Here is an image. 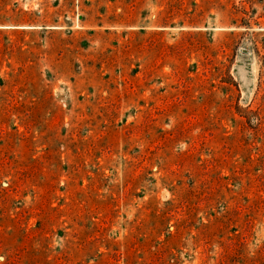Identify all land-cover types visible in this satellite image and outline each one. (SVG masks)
I'll use <instances>...</instances> for the list:
<instances>
[{"label": "rangeland", "instance_id": "obj_1", "mask_svg": "<svg viewBox=\"0 0 264 264\" xmlns=\"http://www.w3.org/2000/svg\"><path fill=\"white\" fill-rule=\"evenodd\" d=\"M0 264H264V0H0Z\"/></svg>", "mask_w": 264, "mask_h": 264}]
</instances>
